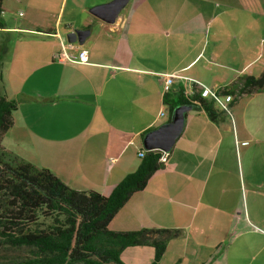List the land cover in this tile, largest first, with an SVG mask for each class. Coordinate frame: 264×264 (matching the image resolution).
Returning <instances> with one entry per match:
<instances>
[{"label":"crops","instance_id":"1","mask_svg":"<svg viewBox=\"0 0 264 264\" xmlns=\"http://www.w3.org/2000/svg\"><path fill=\"white\" fill-rule=\"evenodd\" d=\"M113 1L3 0L0 18V97L18 102L3 148L105 197L138 170L143 135L171 122L163 75L217 93L264 72V0H128L114 24L91 14ZM75 30L90 31L84 45L65 40ZM60 38L88 62H56ZM225 99L218 123L187 112L163 168L110 223L180 230L159 264H264V93ZM153 259L147 246L121 256Z\"/></svg>","mask_w":264,"mask_h":264},{"label":"trees","instance_id":"2","mask_svg":"<svg viewBox=\"0 0 264 264\" xmlns=\"http://www.w3.org/2000/svg\"><path fill=\"white\" fill-rule=\"evenodd\" d=\"M3 0H0V18ZM193 94L183 91L164 104L171 117L175 110L191 106L203 109L214 123L220 120L217 100L204 89L193 86ZM264 93V72L258 78L239 80L237 87L223 89L216 97L230 98L228 108L245 97ZM18 102L0 97V264H124L126 249L151 247L159 264L168 243L181 237L180 230L144 229L114 232L109 226L130 198L145 190L150 179L163 168L164 152L146 151L138 170L127 176L105 197L97 192L81 193L65 185L50 170L40 169L7 152L2 141L14 125ZM149 132L143 135V139ZM5 251L20 253L11 258Z\"/></svg>","mask_w":264,"mask_h":264},{"label":"water","instance_id":"3","mask_svg":"<svg viewBox=\"0 0 264 264\" xmlns=\"http://www.w3.org/2000/svg\"><path fill=\"white\" fill-rule=\"evenodd\" d=\"M127 3L128 0H114L108 5L94 8L91 10V14L102 22L114 24ZM89 35V30H75L68 34L65 40L70 44L84 45ZM192 109L191 106L177 108L170 123L149 132L144 138L145 150L169 153L183 132L187 112Z\"/></svg>","mask_w":264,"mask_h":264},{"label":"built area","instance_id":"4","mask_svg":"<svg viewBox=\"0 0 264 264\" xmlns=\"http://www.w3.org/2000/svg\"><path fill=\"white\" fill-rule=\"evenodd\" d=\"M61 40V45L59 50H57L54 54V60L56 62L59 63H87L88 62V54L87 52H81L79 54L78 59H75L70 53H69V49H72L73 45H65V43L63 42V40L60 38ZM163 82H164V93L165 94H169L175 84L176 81H181L184 84V89H183V96H185L186 98L191 96L194 92L193 90V86H199L201 88L204 89V94L205 95H209L213 98H215L217 100V102L219 104L222 105L221 101L216 97V93L212 92L211 90H209L208 88H206L205 86H203L202 84H200L199 82L192 80V79H188L186 77L180 76V75H163ZM226 109V108H225ZM162 116H164V114H162ZM145 152H140L139 156L140 157H144L145 156ZM167 156L168 153L163 154L162 158H161V163H165L167 160Z\"/></svg>","mask_w":264,"mask_h":264},{"label":"rangeland","instance_id":"5","mask_svg":"<svg viewBox=\"0 0 264 264\" xmlns=\"http://www.w3.org/2000/svg\"><path fill=\"white\" fill-rule=\"evenodd\" d=\"M70 8H71V4L69 3V5L67 6V12H69ZM221 101L224 102V103H226V99L225 98H222ZM4 253H5V255H7V256H9L11 258H17L20 255V253H17V252H8V251H5ZM128 256L129 255L127 254L126 257H128ZM127 259L128 258H126V260Z\"/></svg>","mask_w":264,"mask_h":264}]
</instances>
